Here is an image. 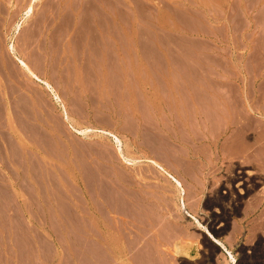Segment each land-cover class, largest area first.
Wrapping results in <instances>:
<instances>
[{"label": "rangeland", "instance_id": "rangeland-1", "mask_svg": "<svg viewBox=\"0 0 264 264\" xmlns=\"http://www.w3.org/2000/svg\"><path fill=\"white\" fill-rule=\"evenodd\" d=\"M263 100L264 0H0V264H264Z\"/></svg>", "mask_w": 264, "mask_h": 264}, {"label": "bare ground", "instance_id": "bare-ground-1", "mask_svg": "<svg viewBox=\"0 0 264 264\" xmlns=\"http://www.w3.org/2000/svg\"><path fill=\"white\" fill-rule=\"evenodd\" d=\"M24 5V4H23ZM28 10L30 11L31 10V7L30 8H28ZM28 11V12H29ZM262 28V27H261ZM33 43V42H32ZM13 47V46H12ZM11 47V48H12ZM110 48V47H109ZM108 50V49H107ZM99 53V52H98ZM107 54V53H106ZM68 57V56H67ZM260 58V57H259ZM20 62H22L23 63V65H25L26 67V70H28V65L25 63V62H23V60H21ZM30 69V68H29ZM31 71H29V73H30ZM33 75H35L33 72H31ZM38 78V77H37ZM45 82V81H44ZM48 85V87L51 89V91L54 93V95H55V97L58 99V96H57V94L55 93V91L53 90V88L49 85V84H47ZM217 88V87H216ZM218 89V88H217ZM222 89V88H221ZM220 89V90H221ZM223 90V89H222ZM225 90V89H224ZM217 91V90H216ZM227 91H228V89H227ZM226 91V92H227ZM193 92V91H192ZM226 92H225V94H226ZM52 93V94H53ZM181 93V92H180ZM230 93V92H229ZM182 94V93H181ZM225 94H224V96H225ZM54 95H52V96H54ZM205 97V96H204ZM189 98V97H188ZM261 98V97H260ZM205 99V98H204ZM214 99V98H213ZM242 99V98H241ZM185 100V99H184ZM262 100V99H261ZM180 101V100H179ZM264 101V100H263ZM201 102V101H200ZM218 103V102H217ZM248 104H249V101H248ZM255 106V105H254ZM254 106H252L251 104H249L248 106H247V110L245 111V109H244V112H247V114H250V116L249 117H251V115H252V117L253 116H255V115H258V118L259 117H261V119H264V112H257V111H260V110H257L256 108L257 107H254ZM168 107V106H167ZM171 107V106H170ZM259 107V106H258ZM64 108V107H63ZM188 108V107H187ZM224 108V107H223ZM260 108V107H259ZM262 108V107H261ZM176 109V108H175ZM65 110V109H64ZM236 111V110H235ZM66 112V111H65ZM244 112H242L243 114H244ZM213 114V113H212ZM247 114H244L243 116L245 117V115H247ZM165 115V114H164ZM218 115V114H217ZM239 115H240V113H239ZM242 115V114H241ZM227 116H229V115H227ZM227 116H225L226 118H227ZM235 116V115H234ZM237 117H238V115H237ZM242 118V119H246V118ZM252 117H251V119H252ZM177 118V117H176ZM219 118H222V117H219ZM229 118H231L232 119V116L231 117H229ZM234 118V117H233ZM248 120H250V118H247ZM190 121V120H189ZM245 121V120H244ZM174 122V121H173ZM200 123V122H199ZM172 124V123H171ZM201 126V125H200ZM202 126H203V124H202ZM246 126V125H245ZM154 127V126H153ZM165 128V127H164ZM92 130V128H89V127H85V128H81V129H79V131L82 133V134H85V133H87V132H89V131H91ZM174 130V129H173ZM180 130V129H179ZM244 130V129H243ZM262 130V129H261ZM99 131L100 132H102V133H108V134H112V132L111 131H108V130H105V129H99ZM78 132V131H77ZM150 132V131H149ZM175 133V132H174ZM242 133V132H241ZM93 134V133H92ZM187 134V133H186ZM85 135H87V134H85ZM114 135V139H115V141H116V144H117V149H118V154H119V156H121L122 157V159H124V161H126V162H134V160L132 159V158H130V157H127L126 155H124V153H123V150H122V148H121V140L115 135V134H113ZM170 135V134H169ZM210 135V134H209ZM248 136V135H247ZM41 137V136H40ZM171 137L174 139L175 138V136H174V134L172 133V135H171ZM170 137V138H171ZM205 137V136H204ZM244 137V136H243ZM250 137V136H249ZM151 138V140H152V136L150 137ZM169 138V137H168ZM179 138V137H178ZM245 138V137H244ZM185 139V138H184ZM250 139V138H249ZM178 140V139H177ZM186 140V139H185ZM153 141H155V138L153 139ZM160 141V140H159ZM174 141H176V140H174ZM240 142V141H239ZM238 142V143H239ZM242 142H243V140H242ZM246 142V141H245ZM153 142H151V145H149V147H150V149H151V146L152 145H154V144H152ZM185 143V142H184ZM235 143L236 142H234L233 144H234V146H236L235 145ZM244 143V142H243ZM232 144V145H233ZM245 145H243V150H245V151H250V149L252 148L251 147V145H252V143L251 144H249L248 142H246V143H244ZM242 145V144H241ZM89 146V145H88ZM176 146V145H175ZM240 146V145H239ZM238 146V147H239ZM157 147V146H156ZM156 147H154V148H156ZM108 148V147H107ZM175 148H177V147H175ZM239 148H241V151H242V147H239ZM158 149V148H157ZM155 150V152L154 153H156V151H157V155H159L158 154V150ZM171 149L173 150L172 151V153H169V152H167V153H169L167 156L169 157V155L170 156H172L173 157V159L176 161L177 159H178V157H177V155H176V152L177 151H175V149L174 148H172L171 147ZM253 149V148H252ZM252 149H251V151H252ZM91 150V149H90ZM152 150H154L153 148H152ZM152 150H149L150 152H149V156H147L146 157V159H147V161L150 163V165H152V166H149V167H151V168H157L158 169V171H162L163 173H165V175L171 180V182H173V184H174V188H175V190H176V188H177V191L176 192H178L177 193V195H178V198H179V208L180 209H182V205H184L185 206V204H186V184H185V179H184V177H183V175L182 174H177V172H176V169H174V168H177V167H173L171 164H172V162H175L171 157H169V160H170V158L172 159L171 161V163H167L166 161L167 160H165L164 159V162H162L161 160H160V157H158L157 155H155L153 152H152ZM215 150V149H214ZM160 152V151H159ZM170 152H171V150H170ZM252 152H254V151H252ZM166 153V154H167ZM246 153V152H245ZM151 154H153V155H151ZM186 154V153H185ZM247 154V153H246ZM197 155V154H196ZM248 155L249 156H251V157H253L252 156V153L251 152H249L248 153ZM247 155V156H248ZM113 156V155H112ZM162 157H163V155H162ZM161 157V158H162ZM255 157V156H254ZM250 158V157H249ZM166 159H168V158H166ZM246 159V158H245ZM251 159V158H250ZM145 161V160H144ZM170 162V161H169ZM180 163V162H179ZM178 163V164H179ZM132 164V163H131ZM174 165H175V163H174ZM183 167V166H182ZM150 169V168H149ZM141 171V170H140ZM154 171V170H153ZM185 171V170H184ZM152 172V171H151ZM157 172V171H156ZM127 173V172H126ZM155 173V172H154ZM202 173V172H201ZM244 174H247V172L246 171H243V170H239V171H235L234 173H233V175L231 176V180L233 181V182H236V181H238L239 183H240V180H245V178H244ZM153 175H155V174H153ZM152 175V176H153ZM126 176V175H125ZM147 176V175H146ZM159 177V176H158ZM163 178V177H162ZM123 179V178H122ZM126 180H127V178H126ZM134 180V179H133ZM125 181V180H124ZM167 181H169V180H167ZM170 182V181H169ZM168 182V183H169ZM172 184V185H173ZM216 184V183H215ZM124 185V184H123ZM135 185V184H134ZM170 185V184H169ZM127 187V186H126ZM162 187V186H161ZM160 189V188H159ZM169 191V190H168ZM118 193V192H117ZM127 194V193H126ZM128 194H130V193H128ZM136 194V193H135ZM158 194V193H157ZM133 195V194H132ZM137 195V194H136ZM142 195V194H141ZM164 195V194H163ZM135 196V195H134ZM153 196V195H152ZM106 197V196H105ZM124 197H126V196H123V198ZM137 197V196H136ZM138 197H141V196H138ZM143 197V196H142ZM141 197V198H142ZM147 197H149V196H147ZM151 197V196H150ZM191 197V196H190ZM129 198H131L130 196H129ZM125 199H128V197L127 198H125ZM143 199V198H142ZM109 200V199H108ZM139 200H141L140 198H139ZM219 200V199H218ZM131 201V200H130ZM140 202H142V200L140 201ZM149 202V201H148ZM123 203V202H122ZM137 203H139V202H137ZM167 203H169L168 201H167ZM140 204V203H139ZM138 204V205H139ZM128 205V204H127ZM145 205V204H144ZM154 205V204H153ZM170 205V204H169ZM189 205V204H188ZM191 205V204H190ZM189 205V206H190ZM192 205H194V204H192ZM136 206V205H135ZM157 206V205H156ZM139 207H141V206H139ZM167 208H168V206H166ZM132 208V207H131ZM166 208V209H167ZM190 208V207H189ZM117 209V208H116ZM142 209V208H141ZM191 209V208H190ZM132 210H134V209H132ZM148 211V210H147ZM167 211V210H166ZM174 213V212H173ZM122 215H125V214H122ZM140 216V215H139ZM115 218H117V217H115ZM129 218V217H128ZM217 218L215 217V220H216ZM218 219H221V217L220 218H218ZM123 220H125V218L123 219ZM122 220V221H123ZM126 220H127V218H126ZM131 220V219H130ZM119 221H120V219H119ZM121 221V222H122ZM127 222V221H126ZM140 222V221H139ZM162 222V221H161ZM137 223V222H136ZM153 223V222H152ZM124 224V223H123ZM126 224H128V223H126ZM146 224V223H145ZM146 226H148V227H150V228H148V227H146L145 228V230L144 231H146L147 233L148 232H153V231H151V226H150V224H148V225H146ZM108 227V226H107ZM128 227V226H127ZM135 227V226H134ZM133 227V228H134ZM108 228H110V227H108ZM130 228V227H129ZM154 228V227H153ZM156 229V228H155ZM160 229V228H159ZM102 230V229H101ZM134 230V229H133ZM158 230V229H157ZM136 231V230H135ZM83 232V231H82ZM102 232V231H101ZM137 232V231H136ZM157 232V231H156ZM100 233V232H99ZM125 234V233H124ZM146 234V233H145ZM149 234V233H148ZM154 234V233H153ZM131 235V234H130ZM152 235V234H151ZM86 236H88V235H86ZM143 236H145V238L147 239V235H144L143 234ZM142 236V238H144ZM155 236H156V233H155ZM140 237V236H139ZM149 237V236H148ZM152 237H153V235H152ZM173 237V236H172ZM142 238H140V239H142ZM81 239V238H80ZM149 239V238H148ZM98 240V239H97ZM107 240V239H106ZM112 240V239H111ZM143 241H144V243H145V239H142ZM156 240V239H155ZM142 241V242H143ZM147 241V240H146ZM102 242V241H101ZM113 241H111V243H112ZM138 242V243H137ZM137 244H140L139 242L140 241H138L137 240ZM148 242H150V241H148ZM97 243V242H96ZM136 243H135V245H136ZM98 244V243H97ZM99 244H100V241H99ZM101 244H103V243H101ZM147 244V243H146ZM87 245V244H86ZM109 245H112V244H109ZM108 245V246H109ZM115 245V244H114ZM130 245V244H129ZM102 247H101V249H102V251H106V250H104L105 248V246H103V245H101ZM138 247H141V248H138L137 247V249H142V247H144L143 246V243H141V245L139 246V245H137ZM97 247H100L99 245L98 246H96V249H97ZM112 247V246H111ZM126 247H128V246H126ZM136 247V246H135ZM104 248V249H103ZM147 248V247H146ZM167 248V247H166ZM85 249V248H84ZM111 249V248H110ZM168 249V248H167ZM91 250V249H90ZM98 250V249H97ZM97 250H95V251H97ZM161 250V249H160ZM102 251H101V253H102ZM100 252V250H98V252L97 253H99ZM102 253L103 255H101V254H99V255H101V256H103L104 258H106V259H104V258H102V257H100L99 259H101V260H99V262H98V264H113L112 262L113 261H116L115 260V258H114V256L112 257V256H109L108 255V258L107 257H105L104 256V254L105 253ZM106 252H109V251H106ZM139 252V251H138ZM96 253V252H95ZM96 253V254H97ZM160 253V252H159ZM82 254V253H81ZM108 254V253H107ZM106 254V255H107ZM110 254V253H109ZM98 255V254H97ZM128 255H129V253H128ZM127 255V256H128ZM145 255V254H144ZM151 255V254H150ZM95 256V255H94ZM158 256V255H157ZM133 257V256H132ZM122 258V257H121ZM131 258V257H130ZM233 260V259H232ZM81 261V260H80ZM122 261V260H121ZM125 261V260H124ZM162 261V260H161ZM157 263V262H156ZM123 264V263H122ZM126 264V263H125Z\"/></svg>", "mask_w": 264, "mask_h": 264}]
</instances>
